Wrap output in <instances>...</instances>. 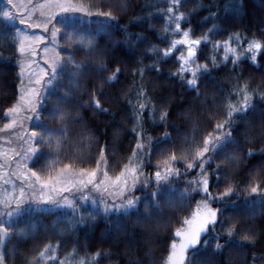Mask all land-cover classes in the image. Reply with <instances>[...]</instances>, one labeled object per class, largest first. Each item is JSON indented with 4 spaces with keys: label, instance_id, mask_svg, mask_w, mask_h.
Wrapping results in <instances>:
<instances>
[{
    "label": "snow or ice",
    "instance_id": "snow-or-ice-1",
    "mask_svg": "<svg viewBox=\"0 0 264 264\" xmlns=\"http://www.w3.org/2000/svg\"><path fill=\"white\" fill-rule=\"evenodd\" d=\"M160 2L167 6L130 20L141 25L147 22L148 28L144 29L147 32L152 28L151 20L158 14L163 20V32L157 36L163 47L152 45L144 32L130 33L127 24H119L116 13L128 11L130 0H102L100 6L83 0H6V5L0 7V24L17 41L14 48L19 80L14 98L2 109L5 122L0 127V142L8 147L0 148V157L7 161L11 171L0 162V179L7 175L4 185H12V191L6 198L0 197V246L13 235L35 239V232L42 227L38 217L47 213L54 217L52 234L62 237L59 243L77 225H91L103 219L107 225L103 231L111 232L107 242L113 246L127 244L130 241L124 222L131 219L144 230L138 242L148 243L150 253L151 242L159 239L152 233L163 227L168 232L164 254L159 261L149 264H192L191 258L209 245V234H215L218 241L212 245L214 249L233 250L237 246V232L244 233L239 239L255 247L256 231L252 225L242 223L255 213L229 212L226 217L225 205L235 203L233 196L243 195L249 205L255 204L254 198L264 200V109L256 108L257 100L264 101V91L257 90L264 87V76L253 86L237 71L240 57L247 56L256 64L258 53L264 55V27L258 30L259 37L255 32L240 31L237 20L242 5L239 0H225L223 13L215 0L208 5L197 3L194 9L185 11L181 9L188 0ZM199 8L205 12L193 25L190 18ZM17 20L19 25L38 31L33 34L22 30L16 26ZM208 21L212 23L205 28ZM117 28L123 37L120 43L127 52L119 51L118 42L112 39ZM101 34L108 39L104 46L97 47ZM133 35L135 40L131 39ZM217 36L222 38L216 39ZM140 43L150 46L137 56ZM77 51L83 54L80 61L73 55ZM145 59L150 62L145 64ZM228 60L232 62L231 67ZM166 63L172 65L167 72L162 67ZM221 68L234 74L229 76V81L234 82L219 97L222 103L205 118L206 130L194 126L196 134L178 137L182 141L179 145L169 143L172 137L167 131L155 139L148 135L143 127L147 122L144 117L151 120L159 110V120L163 122L171 112L168 80L183 85L203 105L206 100H201V83ZM146 73L152 75L146 76ZM88 76L99 80H91V87L82 92L74 91L81 89V81ZM106 88L111 90L106 92ZM81 94L88 99L79 100ZM71 99L77 100L72 105L74 108L107 115L109 122L117 125L112 132L114 139L121 136L122 129L125 134H131L134 143L122 158L119 170L112 175L108 171V144L100 143L90 135L93 130L86 127L81 129L80 136L94 140L96 152L88 155L74 152L67 158L69 162L61 163L60 149L70 132L69 125L82 119L79 112L75 116L69 114L66 105ZM102 101L114 105V110L103 107ZM254 111L260 112L259 127H254L250 115ZM42 112L43 119L53 121L58 127L43 124ZM117 113L121 115L120 121L116 120ZM217 116L220 118L216 119ZM32 121L39 123L32 125ZM128 124L130 127H125ZM241 124L243 128H237ZM256 143L260 144L259 148L246 147ZM253 153L261 155L257 158ZM153 155L157 157L154 165L149 163ZM76 160L91 166H77ZM241 160L248 172L237 180ZM37 161L39 170L29 166V162ZM177 164L183 168L176 167ZM145 167L151 168L147 176ZM40 170H47L49 174L42 177ZM14 178L20 181L19 189ZM177 182L184 187L180 188ZM214 186L218 188L215 192ZM141 188L151 191L142 192ZM197 196L200 198L195 199L194 209L178 215L184 202ZM165 212L169 214L165 216ZM20 223L23 227H17ZM58 224L64 228L55 230ZM15 251V246L7 254L0 251V264H10L7 257ZM56 251V245L44 243L27 264L42 261L55 264ZM48 252L52 253L51 258L46 256ZM74 254L67 253L59 264H87L84 259L71 260ZM109 255L116 253L98 249L89 259L96 264L97 257ZM257 259L264 261V254L257 256L253 252V264ZM128 264H141V261L132 259Z\"/></svg>",
    "mask_w": 264,
    "mask_h": 264
},
{
    "label": "trees",
    "instance_id": "trees-1",
    "mask_svg": "<svg viewBox=\"0 0 264 264\" xmlns=\"http://www.w3.org/2000/svg\"><path fill=\"white\" fill-rule=\"evenodd\" d=\"M83 2L100 6L102 0H83ZM211 2H213V0H188V2L184 5V8L181 10L185 11L187 9H194V6L197 3L208 5ZM239 2L242 5L240 9V17H238L237 20L240 31L242 33L248 34L255 32L257 37H259L260 32L258 30L264 27V0H239ZM215 3L219 6L221 13H223L225 0H215ZM5 5L6 0H0V7ZM166 6L167 5L161 3L160 0H130L129 10L116 14L119 16V24L128 25V32L140 33L144 32V29L148 28L147 22L141 25L135 20H130V18L144 15L148 12H152L156 8ZM204 12V8L196 9L190 18L191 23L196 25L200 16H202ZM211 23V21H208L207 24H204V27H209ZM151 24L152 28L148 29L147 32H144V35L148 40L151 41L152 45L163 47L164 45L160 42V37L157 36L158 32H163L162 18H160L157 14L151 20ZM16 26L33 34L38 31L27 29L25 26L19 25L18 20L16 22ZM184 26L187 27L188 25L185 24ZM215 38L220 39L222 37L217 36ZM107 39L108 38L103 34L99 35L97 47L104 46ZM112 39L118 42L116 48L119 51H128L125 45L120 43L123 37L119 31V28H117L114 32ZM131 39L135 40V35H133ZM16 42L17 41L7 33L6 27L3 24H0V127H2L3 123L5 122L3 119L2 109L9 106L11 103L16 94L15 86L19 82L17 57L15 55L14 48V44ZM149 46L150 45L148 44L140 43V50L137 51L135 55H141L142 50ZM109 47H111V45H109ZM73 55L77 61L83 59V54L80 51L74 52ZM86 62L90 63V61ZM149 62L150 61L148 59L144 60L145 64ZM227 63L229 67L232 66L231 60H228ZM162 67L165 69V72H167V70L172 67V65L170 63H166L162 65ZM237 71L243 73L242 79H247L253 84V86H256L260 82L261 77L264 76V55H260L258 53L256 64H253L247 58V56L240 57V63L238 65ZM151 75L152 73H146V76ZM230 75L234 74L229 73L224 68H221L218 72H213L211 76L205 78V80L201 83L200 88L201 100H206V103L203 105L200 103V101L194 100V94L191 91H187L183 85L180 83H173V81L168 80L166 82L167 94L171 98V112L168 115L167 120L163 122L159 120V110H157L156 115L151 120L145 116L144 119L147 122L143 124V127L147 130L148 135L155 139L160 134L167 131L172 137V140L169 143L179 145L182 141L177 139L178 137H183L186 134H196V128L194 126H202L200 130H206L208 128V121L205 118L208 117L210 113L222 103L219 97L227 91L228 85L234 82L229 81ZM93 79L98 81L99 77H85L81 81V89L74 91L82 92L84 88H90L91 80ZM67 83V77H65L64 85L67 86ZM114 87L119 86L114 85ZM110 90V88L105 89L106 92H109ZM257 90L264 91V87L258 88ZM214 97L216 98L215 101L213 100ZM54 98L55 97H51V99ZM87 99V95H79V100L86 101ZM75 104H77V100L71 99L69 104L66 105V108L69 111V114L72 116L77 115V112H79V115L82 119L73 121L69 125L70 132L68 133L67 139L60 149L59 159L61 163L69 162L67 158L72 157L74 152H78L81 155H88L96 152V142L94 140H86L80 136L81 129L86 127L89 130H93L90 132V135L97 137L100 143L108 144L110 149V151L106 153L109 162L108 171L109 174L112 175L119 170L118 166L123 162L122 158L127 155L130 144L134 143V140L131 138V134H125L124 130L122 129L121 136L114 139L112 137V132L113 129L117 127V125L110 123V118L107 115L96 114L92 109H77L72 107V105ZM102 106L108 108L109 111H113L115 108L114 105L105 104L103 101ZM45 107L47 108L48 105H45ZM256 108L264 109V101L257 100ZM250 115L253 117L254 127H259L260 112L254 111ZM43 117L44 113L42 112L41 120L43 124L49 125L52 128L58 127L56 123L51 120H45ZM219 118V116L216 117V119ZM116 120H121V115L119 113H117ZM31 123L32 125H38L39 122L32 121ZM165 124H167V127H165ZM125 127H130V124L125 125ZM237 128H243V125H237ZM39 130L40 128L37 126V131ZM5 138L7 139V136H5ZM3 147H8V145L0 142V148ZM246 147L259 148L260 144H248ZM231 148L232 146H229V150H231ZM44 151L46 152L47 148H45ZM145 152L147 153V148L145 149ZM253 155L259 158L261 154L253 153ZM41 159H43V157H41ZM145 159H148L147 155L145 156ZM156 159L157 157L153 155L149 163L154 165ZM0 162H3L6 169L11 171V169L8 168L7 161L2 157H0ZM252 162L253 161L250 159L249 163ZM75 163L77 166H91L90 164H81L79 160H76ZM242 165L243 160H241L240 170L235 176L237 180L242 179L248 172V168H245ZM29 166H33L37 170L40 169L39 161H37L35 164L29 162ZM176 167L183 168V165L177 164ZM150 171V167L144 168V174L146 176ZM48 174L49 173L47 170H40V175L42 177H46ZM8 178L9 177L5 175L3 179H0V197L6 198L7 194L12 191V185H8L7 187L4 185V181L8 180ZM212 179L215 180L216 177L213 176ZM181 180H183V177H181ZM15 187L17 189L20 187V181L18 179H15ZM179 187L183 188L184 184L179 183ZM219 187L222 188L223 184H221ZM217 190L218 188L216 186H214L212 189L213 192ZM141 191L150 192L151 189L145 190L144 188H141ZM199 198L200 197L197 196L192 200H186L184 202L183 209L178 213V215L183 216L185 213H190L195 207V199ZM231 199L232 201H235V203H228L225 205L226 217L229 212H239L241 214L245 212L255 213L254 217L250 219L246 218L242 221L245 226L249 224L252 225L256 231L257 235L255 247L253 248L249 246L247 242L239 239L244 235V233L237 232V236L235 238V244L237 246L233 250L229 251L228 249H214L212 245L218 241L214 238L215 234H209L207 237L210 242L209 245L201 248L199 253L191 258L192 264H213V261L215 264H253L251 261V255L253 252H255L257 256L264 254V200L254 198L255 204L249 205L244 202L243 195L239 197L233 196ZM168 214V212H165V216ZM53 218V215L47 213L39 215L38 220L42 227H40L39 230L35 232V239L13 235L6 241L4 245L0 246V251H3L5 254L8 253L10 248L15 246V253L12 256L7 257V259L10 260V264H27L28 259L32 256H35L44 243L49 242L57 246L55 264H59L60 259L66 258V254L72 252L75 254L70 257L71 260L75 261L84 259L87 261V264H93L89 257H91L93 253L97 252L98 249L103 252L116 253V255H109L103 258L97 257L96 264H128V262L132 259H139L141 264H149L150 261H159L164 254L163 247L166 244L165 237L168 236V232L163 227H161L160 230L152 233L154 237H159V239H154L151 242L152 251L149 253L150 245L148 243L138 242V238L141 233L144 232V230L139 225L134 224L131 219H128L124 222V227L128 233V240L130 243H119L113 246L107 242L108 238L111 236V232L103 231L107 228L106 222L103 219H97L91 225H77L76 230L72 233L66 232L65 236L63 237L64 242L59 243L62 237L52 234L53 229L51 222ZM17 227H23V224H17ZM217 227L219 228V226ZM63 228V224H58L56 225L55 230L59 231ZM74 237H78V240L74 239ZM121 239H123V236H121ZM220 242L222 243V241ZM46 256L51 258L52 253L48 252L46 253ZM41 264H48V262L42 261ZM254 264H264V261L257 259Z\"/></svg>",
    "mask_w": 264,
    "mask_h": 264
}]
</instances>
